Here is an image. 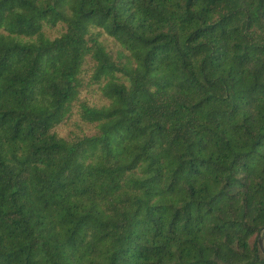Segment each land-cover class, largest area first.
<instances>
[{"label":"trees","instance_id":"trees-1","mask_svg":"<svg viewBox=\"0 0 264 264\" xmlns=\"http://www.w3.org/2000/svg\"><path fill=\"white\" fill-rule=\"evenodd\" d=\"M74 106L94 135L55 132ZM263 236L264 0H0V264H264Z\"/></svg>","mask_w":264,"mask_h":264},{"label":"rangeland","instance_id":"rangeland-1","mask_svg":"<svg viewBox=\"0 0 264 264\" xmlns=\"http://www.w3.org/2000/svg\"><path fill=\"white\" fill-rule=\"evenodd\" d=\"M108 48L112 51H116L117 47L108 40ZM80 98L82 102H86L90 106H100L101 104H104L105 101L103 100L102 96L100 95L98 89L96 86H92L90 88L84 87L80 93ZM55 132L63 138H72L75 136H92L96 133V129L94 126L88 125L83 123L80 120L79 114H78V108L77 106H74L72 108V113L69 116V119L66 120L63 124L58 126L55 129ZM262 243L264 244V236L262 237Z\"/></svg>","mask_w":264,"mask_h":264},{"label":"water","instance_id":"water-1","mask_svg":"<svg viewBox=\"0 0 264 264\" xmlns=\"http://www.w3.org/2000/svg\"><path fill=\"white\" fill-rule=\"evenodd\" d=\"M259 248L261 250V252L264 254V244L262 243V240H259Z\"/></svg>","mask_w":264,"mask_h":264}]
</instances>
